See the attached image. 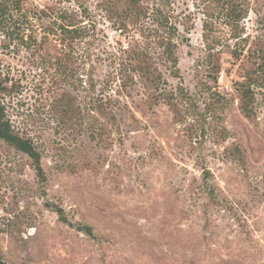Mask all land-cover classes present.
Masks as SVG:
<instances>
[{
    "label": "rangeland",
    "instance_id": "374dc122",
    "mask_svg": "<svg viewBox=\"0 0 264 264\" xmlns=\"http://www.w3.org/2000/svg\"><path fill=\"white\" fill-rule=\"evenodd\" d=\"M117 1L0 0V100L44 173L40 181L31 160L0 140V256L6 264H264V0H246L239 38L215 0H139L147 15L123 30ZM157 10L176 31L175 69L158 45ZM68 24L81 36L71 41L61 30ZM134 44L150 50L181 115L149 99L137 78L130 95L117 93L122 51ZM206 44L220 64L213 76ZM248 83L250 118L239 110ZM102 88L116 121L92 138V116L94 126L104 119L86 117L83 100ZM62 93L81 110L70 123L56 109ZM47 202L96 238L62 223Z\"/></svg>",
    "mask_w": 264,
    "mask_h": 264
},
{
    "label": "trees",
    "instance_id": "16d2710c",
    "mask_svg": "<svg viewBox=\"0 0 264 264\" xmlns=\"http://www.w3.org/2000/svg\"><path fill=\"white\" fill-rule=\"evenodd\" d=\"M215 1L217 6H219V13L223 14L226 25L231 27L233 38H239L240 35L237 32L235 26H237L238 21L243 19L247 14V7L245 6L246 0ZM112 12L116 14L119 23V30H123L127 24H137L143 16L147 15L145 7L140 3L139 0H118L115 4L112 3ZM4 13L5 9L3 6H0V22ZM156 21L159 27L163 30V33L157 36L158 45L162 47L163 54L165 55L166 59L173 64V68L175 69L177 63V59L174 54L176 44L172 40V37L176 32L175 28L169 24V17L162 14L160 11L157 13ZM74 26L75 24L61 26V30H63L65 34L69 35L71 41L74 38L81 36V32ZM204 39L208 40V34H204ZM218 43V41L215 42V44ZM206 51L207 56L204 63L211 65L209 76H213L212 73L218 74L220 72V64L218 63L219 61L218 58H216V54H214V45L206 44ZM60 67L62 68V66ZM175 73L176 72H173V74ZM117 76L120 80L119 87L117 88L118 94H124L126 96L130 95L128 87H132L134 85V78H137L138 82H140L147 91L149 99H153L155 102L157 100H162L170 107L175 116L181 115L180 109L174 102L173 95L167 93L162 87L164 81L162 80L161 73L154 64L153 56L147 46H144V48L140 49L138 44H134L133 46L125 48L122 51V56L119 61ZM3 83V80L0 78V95L6 89L4 88L5 86H3ZM249 85L250 83L240 84L239 88V110L247 118H250L252 115L251 105L253 102V96ZM88 86L90 91L94 90L93 82H91ZM104 91L105 89L102 88L94 98H90L88 101H85V99L83 100L86 115L92 113V111H95L98 116L104 119L103 122L101 121L99 126H94V123H98L100 121L98 120V117L96 118L92 116V123L90 126L92 138H95L96 135H99L100 137L102 133L106 131V128L109 126L111 127L116 121L112 112V100L110 98L107 100L104 99L103 95L106 93ZM86 94L88 95L89 91L86 92ZM179 94L183 97L186 95L182 88H179ZM208 105L206 106L207 108ZM56 109H59L62 112L61 118H63L64 115L68 123H70L69 121H71L73 117L79 116L80 118L82 115L79 106L76 105V100L68 93H62L60 97L56 99ZM86 117H88V115ZM0 140L12 147L14 150L25 154L31 160L33 170L38 179L40 181L44 180V173L40 165L39 152L30 139L24 138L13 131L12 126L6 118L5 107L1 103V100ZM206 175L207 172H204L203 179H205ZM202 186L203 191H206L208 195H211L212 192L208 190L207 184H205V182ZM45 206L54 212L62 223L67 224L70 227H74L77 231L83 233L89 238H96L95 234L93 233L92 226L81 223L72 224L67 220L60 207L49 202H47ZM0 264H6L1 256Z\"/></svg>",
    "mask_w": 264,
    "mask_h": 264
}]
</instances>
